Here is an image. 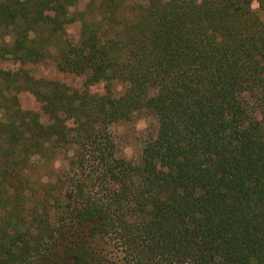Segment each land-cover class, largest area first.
<instances>
[{
	"label": "trees",
	"instance_id": "obj_1",
	"mask_svg": "<svg viewBox=\"0 0 264 264\" xmlns=\"http://www.w3.org/2000/svg\"><path fill=\"white\" fill-rule=\"evenodd\" d=\"M0 59V264H264V0H0Z\"/></svg>",
	"mask_w": 264,
	"mask_h": 264
},
{
	"label": "rangeland",
	"instance_id": "obj_2",
	"mask_svg": "<svg viewBox=\"0 0 264 264\" xmlns=\"http://www.w3.org/2000/svg\"><path fill=\"white\" fill-rule=\"evenodd\" d=\"M252 6L253 8H256L258 6L257 2L254 1ZM68 32H71L76 36L78 33V25L73 24L68 27ZM18 66V63L15 61L0 59V68H14ZM24 68L30 70L36 77H44L50 80H58L57 82H63L71 90L85 88L83 86V77L71 74H62L57 71L51 61H45L41 64L27 62L24 64ZM105 89L107 88H105V85L102 82L91 84L88 87V91L91 93H101L104 92ZM108 89H111L114 95H119L123 90V85L120 82L113 81L110 83ZM19 96L20 103L23 108L41 111L39 102L36 101L30 92L25 91ZM45 119H48V117L43 116V120ZM54 120L55 119H53V122ZM67 123H73V119H69ZM156 129L157 120L155 116L148 111L136 112L129 120L115 122L109 127V131L115 141L118 154L131 161L139 160L145 141L156 134ZM59 158H62V156L59 155Z\"/></svg>",
	"mask_w": 264,
	"mask_h": 264
}]
</instances>
